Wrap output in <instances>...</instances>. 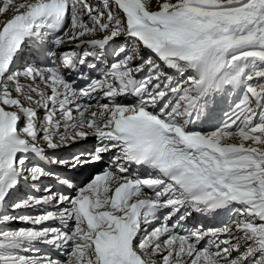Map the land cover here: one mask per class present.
<instances>
[{
  "label": "snow or ice",
  "instance_id": "obj_1",
  "mask_svg": "<svg viewBox=\"0 0 264 264\" xmlns=\"http://www.w3.org/2000/svg\"><path fill=\"white\" fill-rule=\"evenodd\" d=\"M0 4V264H264V0Z\"/></svg>",
  "mask_w": 264,
  "mask_h": 264
},
{
  "label": "bare ground",
  "instance_id": "obj_2",
  "mask_svg": "<svg viewBox=\"0 0 264 264\" xmlns=\"http://www.w3.org/2000/svg\"><path fill=\"white\" fill-rule=\"evenodd\" d=\"M19 2H20V0H19ZM19 2H18V3H19ZM153 8H154V7H153ZM11 9H12V8H11ZM86 146H87V145H86ZM78 147H79V146H78ZM78 147L75 145V146H73V147H70V149H79ZM70 149H67V150H65V151H66V152H69ZM62 256H63V254L60 255V257H62Z\"/></svg>",
  "mask_w": 264,
  "mask_h": 264
},
{
  "label": "rangeland",
  "instance_id": "obj_3",
  "mask_svg": "<svg viewBox=\"0 0 264 264\" xmlns=\"http://www.w3.org/2000/svg\"><path fill=\"white\" fill-rule=\"evenodd\" d=\"M153 7L155 8V0H153Z\"/></svg>",
  "mask_w": 264,
  "mask_h": 264
}]
</instances>
